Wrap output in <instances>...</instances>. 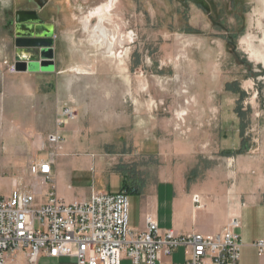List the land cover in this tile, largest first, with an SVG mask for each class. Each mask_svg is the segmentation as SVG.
<instances>
[{"label": "rangeland", "instance_id": "rangeland-1", "mask_svg": "<svg viewBox=\"0 0 264 264\" xmlns=\"http://www.w3.org/2000/svg\"><path fill=\"white\" fill-rule=\"evenodd\" d=\"M25 1L0 0L1 38L12 36L8 21ZM48 1V24L66 39L76 81L64 92V106L77 109L64 138L91 142L115 167L149 183L176 173L188 190V176L199 179L237 154L236 134L264 115V0ZM107 8L105 26L129 37L116 48L122 63L83 29ZM0 177L3 197L12 179H32L29 168L1 166Z\"/></svg>", "mask_w": 264, "mask_h": 264}, {"label": "crops", "instance_id": "crops-1", "mask_svg": "<svg viewBox=\"0 0 264 264\" xmlns=\"http://www.w3.org/2000/svg\"><path fill=\"white\" fill-rule=\"evenodd\" d=\"M54 35L57 38L52 69L28 68L30 63L41 62V57L18 50L12 36V39L0 37L1 168H29L32 163L50 157L45 137L56 131V119L68 100L64 92L76 82L68 73L66 39L59 38L55 32ZM17 64L22 65L20 71L10 74L8 67ZM259 116L264 115L257 113L256 123L246 133L236 134L232 145L237 154L219 162L199 179L188 176V190L176 173L159 174L156 182H144L134 172L115 167L97 153L95 145L80 137L65 138L59 147L52 184L57 196L67 204L86 201L94 193L129 191L130 203L131 196H135L130 205V227L138 232L146 230L148 216L156 220L162 231L173 230L177 235H216L232 218H238L241 222L238 233L244 244L241 264H264V258L252 246L264 239V117ZM75 120L68 123L64 132L75 128L72 125ZM245 136L250 141L244 140ZM12 185L13 191L20 186H34L40 198L49 189L35 177L25 186L12 179ZM196 195L201 198L203 208L194 204ZM187 259L185 250L179 248L164 261L187 264ZM7 264L30 263L26 252L16 251L7 254ZM36 264H77V261L42 253Z\"/></svg>", "mask_w": 264, "mask_h": 264}, {"label": "built area", "instance_id": "built-area-1", "mask_svg": "<svg viewBox=\"0 0 264 264\" xmlns=\"http://www.w3.org/2000/svg\"><path fill=\"white\" fill-rule=\"evenodd\" d=\"M56 36L54 39L56 40ZM18 73L16 65L7 69ZM77 119L76 110L64 108L58 114L56 131L49 135L50 157L29 166V174L48 186L40 198L34 186L17 187L8 197L0 196V264L7 254L24 251L30 264L42 253L51 258H74L77 264H170L164 261L179 248L185 250L187 264H241L244 246L238 230L241 222L232 218L216 235H177L162 231L156 220L146 218V230L130 227V193H94L86 201L67 204L53 186V165L64 143V128ZM198 208L204 205L194 196ZM264 258V239L252 244Z\"/></svg>", "mask_w": 264, "mask_h": 264}, {"label": "water", "instance_id": "water-1", "mask_svg": "<svg viewBox=\"0 0 264 264\" xmlns=\"http://www.w3.org/2000/svg\"><path fill=\"white\" fill-rule=\"evenodd\" d=\"M38 10L17 11L15 13V46L18 50H25L29 53H36L41 57V62L30 63L28 68H54V28L45 24L39 12L49 3L48 0H34ZM21 64H17V71H20Z\"/></svg>", "mask_w": 264, "mask_h": 264}, {"label": "bare ground", "instance_id": "bare-ground-1", "mask_svg": "<svg viewBox=\"0 0 264 264\" xmlns=\"http://www.w3.org/2000/svg\"><path fill=\"white\" fill-rule=\"evenodd\" d=\"M102 13V12H101ZM100 12L97 13L99 18V23L92 27L91 26V19L87 18L83 21V29L87 33V38L96 45L97 47L104 48V51L110 55L112 58H118L119 62H123L122 52L117 53L116 48L118 46H124L125 43L129 41L128 36H124L121 32L117 31V35L113 34L111 30L105 26L103 23L108 17H112L110 11L105 9V13L101 14ZM258 59L264 61V57L257 56ZM183 114V113H182Z\"/></svg>", "mask_w": 264, "mask_h": 264}, {"label": "flooded vegetation", "instance_id": "flooded-vegetation-1", "mask_svg": "<svg viewBox=\"0 0 264 264\" xmlns=\"http://www.w3.org/2000/svg\"><path fill=\"white\" fill-rule=\"evenodd\" d=\"M48 5L39 12V16L41 17L44 23L46 21V17L48 14V10H47ZM29 10H38L37 4L35 3L34 0H26L25 4L22 7L14 11L12 20L8 21V27L9 29H12L11 34L13 38H15V34H16L15 13L17 11H29Z\"/></svg>", "mask_w": 264, "mask_h": 264}]
</instances>
